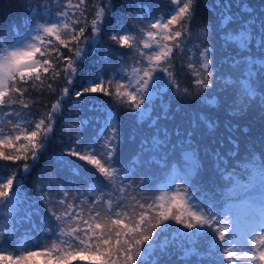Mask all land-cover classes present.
<instances>
[{"label":"snow or ice","instance_id":"obj_1","mask_svg":"<svg viewBox=\"0 0 264 264\" xmlns=\"http://www.w3.org/2000/svg\"><path fill=\"white\" fill-rule=\"evenodd\" d=\"M210 3L211 10L219 13L212 27L214 35L207 39L209 29L205 25L202 35L206 39L201 40L200 45L193 44L195 53L188 48V44L193 43L189 26L195 19L199 0H169L168 11L159 15L151 13V5L147 6L149 10L145 13V5L131 0H124L122 4L115 0H96L91 21L85 16V0H78L75 4L66 0V4H57L54 16L48 4L35 9L22 4L27 7L28 15L18 23L9 24L7 29H0V161L15 165H0V173H7L0 174V205L9 207L19 201L18 173L22 179L23 173H30L39 161L54 131L56 119L62 115L63 98L70 93V88L64 87L51 111L33 118L34 114L24 99L28 88L22 85L34 79L43 89L41 70L50 73L54 66L50 78L58 79L63 72L65 84L71 85L84 61L97 50L105 20L116 17L118 7L134 10L136 19L143 24V27L135 22L129 25L130 15L116 17L110 40L121 48L132 50L128 60L105 79L109 60L102 55L101 68L86 86L75 91L76 99L97 93L112 96L117 103L125 105L126 111L134 118L143 120L152 102L153 90L162 80L174 85L176 92H183L185 97L193 95L192 90L181 89L177 82L178 73L173 61L179 52L182 60L185 59L184 53L191 54L181 68L186 67L191 73L197 98L211 104L216 98L211 91L216 84L212 41L218 38L235 53L228 58L235 66L236 76L229 82L232 92L225 104L233 111H244L258 95L254 75H259L260 110L264 112V11L256 17L258 30L252 21L240 24L239 30L223 28L221 36L216 28L224 21H228L231 27L235 20L232 9L238 6L233 0H210ZM41 7L47 16L41 14ZM250 14L251 10L243 14L245 21ZM145 15L148 19H143ZM88 29L91 35L85 36ZM255 36L259 37L256 41L258 52L249 50V40ZM52 37L58 45L53 44ZM82 37L84 46H81ZM70 45H75L74 57L65 56L60 48L72 52ZM254 56L261 57L255 73L258 61ZM65 60L67 64L61 69L59 66ZM114 82L113 93L110 89ZM47 88L51 89L52 85L48 84ZM12 105L21 107L16 109ZM160 106L163 111L162 102ZM101 118L104 127L95 134V140L78 145L70 137V146L60 153L56 162V166H63L74 178L80 175V169L72 166L71 158L94 166L103 180L99 184L94 181L86 185V190L99 195L91 200L87 196L80 199L79 190L71 192L66 181L53 190L51 185L57 184L59 176L52 179L48 168L56 166L42 169L40 182L49 179V191L45 192L42 186L37 191L48 205L45 210L56 221L55 227L50 220L47 227L40 228L45 234L43 243L40 239L34 243L20 241L15 218L9 213L8 217L12 219L6 217L4 223L8 226L0 230V264H73L77 260L87 264H264V135L261 136V149L248 152L246 158L231 146V155L224 153L223 149L219 152L211 150L210 154L218 165L215 171L220 181L217 185L219 192L213 188L204 191L197 181L180 177V184L168 185L169 190L160 191L159 195L134 194L130 170L119 153L122 139L119 117L113 116L109 110L102 113ZM84 123L81 120L79 125H72L76 130L75 139L81 138ZM207 125L215 127V122L207 121ZM196 126H202L199 118ZM194 131L183 135L194 138ZM145 143L152 147L150 140ZM173 153L180 154L177 156L178 165H189L198 173L191 143L182 141L179 147L173 145ZM20 161L23 163H17ZM165 164H168L167 160ZM56 170L59 171L58 167ZM101 186H110L115 195L102 192ZM145 186L142 180L140 187ZM173 225L181 227L173 228ZM48 236L53 237L50 242ZM179 252H183V257L177 262L175 257ZM189 256H206L208 259L190 262L186 259Z\"/></svg>","mask_w":264,"mask_h":264},{"label":"trees","instance_id":"obj_2","mask_svg":"<svg viewBox=\"0 0 264 264\" xmlns=\"http://www.w3.org/2000/svg\"><path fill=\"white\" fill-rule=\"evenodd\" d=\"M73 4L77 3L78 0H72ZM96 0H85V7L87 8V12L85 16L87 21H91L95 14V4ZM118 4H122L124 0H115ZM132 3L135 4H143L145 5V13L148 12V5H151V13L153 15H159L161 12L168 11V3L169 0H131ZM164 4L161 5V3ZM226 2V0H225ZM234 5L238 7H234L232 9L235 14V20L231 27H229L228 21H224L216 28V32H219L220 35H223L221 29L228 28L231 31L232 28L236 27L242 20L244 19V13H247L248 10H251V14L248 16L247 21L258 22L259 20L256 17L259 15L260 11H264V4H262V0H233ZM29 5L32 8H37V6H42L46 4V0H0V29H7L8 25L11 23H18L23 17L28 15L27 7H22L21 5ZM50 6L52 15H55L57 10V4H66V0H51V3H47ZM243 5L242 7H240ZM43 7L40 8L41 14H44ZM45 12V11H44ZM46 13V12H45ZM130 15V21L132 22H140L136 19V15L134 14V10L127 9L125 7H118L116 12V17L123 18L125 16ZM219 13L211 10L210 0H199V6L195 10V19L192 21L190 27V36L192 38V44H188V48L192 49V53H195V48H193V44L200 45L201 40H205L206 37L202 35V30L205 25H208V36L207 39H211L214 35L212 31L213 24L216 23V17ZM116 17H108L103 26V32L99 35L98 41L99 45L94 54L89 55L88 59L84 61L81 66V71H79L76 76L73 77L70 88L71 97L66 101L64 106L62 115H60L58 120L55 123V128L53 133L51 134V138L48 140L46 148L44 149L42 155L40 156L39 161L32 168V172L29 173L26 178L30 180V183L22 184V188L26 191V194L31 202L32 209L26 210L22 213H17V211H11L12 214H16L15 225L18 229L17 239L24 242L34 243L37 239H40L43 243L45 240V234L40 231L41 227H47L49 221L51 220L52 227H55L56 221L51 218L50 214L46 212V208L48 205L44 204V201L41 199L40 192L37 191V188L42 186L45 192L49 191V179L45 178L42 180V184L40 182V177L42 175V169L52 165L56 166V162L59 159L60 153L68 146L70 143V137L75 139V131L72 128L73 124L79 125L80 121L83 120L85 123L87 122L86 115L83 113V100L88 104H91L92 98L90 96H84L82 99H76L74 102L77 103V106L74 107L75 104H72V96L75 91L81 90L84 86H86L88 80L92 78V75L101 68V64L99 63L100 57L106 56L109 60V63L106 65L105 71V79L108 78L109 74H115V72L120 68V65L124 63L125 60H128V55L125 53L129 48H121L115 42L110 40V33L115 27ZM143 19H148V16L145 15ZM209 21L212 23L210 24ZM139 27H143V24ZM91 34L90 29L86 30L85 36H89ZM53 40V44L58 45V42L55 41V38H51ZM83 42V37L81 38V44ZM73 48L72 52H69L68 49L60 46L61 51L65 56H72L73 52L76 50L75 45H70ZM84 46V45H83ZM171 46V45H170ZM208 46V45H201ZM212 46H214L216 59V68L222 65V62L227 59L230 55L226 46H224L223 41L220 39H214L212 41ZM142 48L143 45L141 44ZM43 50V49H42ZM108 51V53H106ZM147 52L148 50L145 49ZM117 52V53H116ZM124 53L125 55L122 57L120 54ZM50 55H54V53H50ZM185 59H180L181 53L177 52L175 54L176 58L173 63L175 65V70L178 73L177 82L179 83V87L181 89L188 88L192 90L193 95L190 97H185L183 92L177 93L174 85H170L165 83L163 80L157 85V88L153 90V99L149 104L146 114L144 115V119L141 120L139 117H133L128 111H126V106L120 103H117L112 96H107L104 94H93L96 98H103L109 100L113 105V115L118 116L120 120V124L122 126V139L119 145V153L122 161L129 168V175L132 177L135 185V193L137 191L136 185L138 179L141 177L140 170H145V167L148 162H152L154 159H158L162 154L165 153V149L167 152L173 151V145L176 147L180 140L184 138L188 139L185 135L182 137H176L175 131H173L174 126H178L179 122L190 116L192 121V126L195 129V138L200 140L207 148V151L211 153L212 149H215L219 152L221 149L224 150V144L221 143V140L213 139V134L222 129L225 125V121L228 118V110L229 107L225 104V101L229 100L226 93L220 94L217 91L218 85L215 84L213 89L211 90L215 97H218V101L221 105H223L222 111L219 110L218 104L216 101L208 104L201 99H198V94L195 92L194 85L192 84L193 77L191 73L188 72L187 68H181V65L187 64V58L190 53H184ZM74 57V56H72ZM37 58L39 54H37ZM227 61H230L227 59ZM131 63V61H129ZM67 64V60L63 61L60 64V68L62 69ZM234 66L230 63H224L218 70V74H220V82H227L226 73L230 68ZM55 70V66L53 69H50V73H44L41 70V77L44 80L43 89L40 88V82L29 81L27 85H22L23 87L28 88V92L25 93L24 99L29 104L31 112L34 114L33 118H38L39 116L46 114L51 111L53 102L62 95V90L66 86L63 79V72H61L60 78H50L51 72ZM215 74V71H214ZM86 77V78H85ZM35 84L36 87H32ZM51 84L52 88H47V85ZM115 82L113 87L110 89L113 93L115 92ZM68 86V85H67ZM107 87V85H105ZM124 90V89H121ZM215 98V99H216ZM211 99V97L209 98ZM161 102L163 103L164 110H161ZM101 104L106 103V101H101ZM11 107L19 109L20 105H12ZM68 111L66 113V110ZM72 108V112L70 109ZM25 112L28 109L24 110ZM165 112L167 115H165ZM65 115L68 117L64 122L61 121V117ZM151 117V119H149ZM2 118V117H0ZM199 120L202 122V126L197 127L196 121ZM240 122L234 124V122H229L226 124V128L231 130L230 133H226L228 138L233 139L237 133L248 128L252 123L253 119L251 114H242L239 119ZM207 121H214L215 127H208ZM84 123V126H85ZM260 127H264V125L260 124ZM191 128L188 131H191ZM78 130V129H77ZM220 136V133H218ZM81 137V133H80ZM166 137V139H165ZM77 139L78 145L81 143H87L84 141H80ZM146 140L151 141L152 147L150 148L146 145ZM159 145V146H157ZM231 148L241 149L239 143H232L228 145ZM51 156H54L51 157ZM216 161V158L210 154L207 159L198 160L200 173L203 178L207 180H213L214 177L211 173V167L213 163ZM84 162V161H83ZM103 162V160H102ZM22 164L23 161L17 162ZM29 163H31V159H29ZM87 164L86 162H84ZM9 164L11 167H15V165H11L10 162L0 161V165ZM82 164V163H81ZM88 165V164H87ZM56 167H58L59 171L57 172ZM49 167L48 171L52 176V179H56L57 175L60 179V173L62 172L63 166ZM149 168V167H148ZM22 172V169H21ZM0 174H7L0 173ZM99 174V173H98ZM20 174L18 173V176ZM18 178V177H17ZM103 178L101 177V181ZM127 184V181L124 182ZM59 184V180L57 184H52L51 188L55 190ZM106 185V182H104ZM101 191L105 193H110L115 195L112 192L110 186H101ZM134 193V194H135ZM93 199L99 193H93ZM90 199V200H91ZM6 217H0V230L3 227L8 226L4 223ZM8 219H12V217H7ZM30 225V226H29ZM26 232L35 233L34 237L30 239H26ZM53 237L48 236L47 240H50ZM203 251V249H201ZM183 257V256H182ZM181 257V258H182ZM176 260L179 262L181 258L177 257ZM39 259V258H38ZM188 261L200 260L204 259L205 261L208 259L206 256L204 257H193L189 256L186 258ZM6 264V262H5ZM73 264H87V262L82 261H74Z\"/></svg>","mask_w":264,"mask_h":264},{"label":"rangeland","instance_id":"obj_3","mask_svg":"<svg viewBox=\"0 0 264 264\" xmlns=\"http://www.w3.org/2000/svg\"><path fill=\"white\" fill-rule=\"evenodd\" d=\"M162 4H164V2H162L161 5H162ZM131 24H132V23H129V25H131ZM136 24H137L138 26L142 25L141 22H137V21H136ZM82 44H83V42H82ZM131 51H132V50H128L125 54L128 55L129 53H131ZM106 53H108V51H107ZM116 53H117V52H116ZM85 78H86V77H85ZM65 87H67V86H65ZM258 103H259V101H255V102H253V103L250 104L248 107H246V108L244 109V111H242V113H247V112L252 111V110L258 105ZM65 110H66V108H65ZM67 112H68V111L66 110V113H67ZM242 113H241V111L233 112L231 117H232V119H239V117L242 115ZM67 119H68V117H66L65 115H63V116L61 117V121H62V122H64V121L67 120ZM185 128H186L185 126H181V128L177 130L178 133H179V132H185ZM222 135H223V134H222ZM222 135L218 136V137H217V140H219V138H223ZM221 143L224 144L225 142L221 140ZM200 152H201V151H200ZM200 154H201V153H200ZM176 184H179V180H178V178L174 179V181L171 183L172 186H174V185H176ZM168 190H169V189L166 188V189L163 190V191H168Z\"/></svg>","mask_w":264,"mask_h":264}]
</instances>
